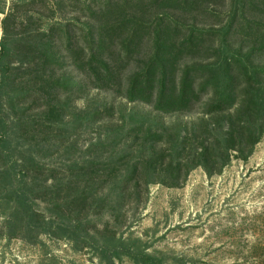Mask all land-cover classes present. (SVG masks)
<instances>
[{
    "label": "trees",
    "instance_id": "1",
    "mask_svg": "<svg viewBox=\"0 0 264 264\" xmlns=\"http://www.w3.org/2000/svg\"><path fill=\"white\" fill-rule=\"evenodd\" d=\"M0 1V198L11 203L9 238L66 235L33 208L41 196L52 198L53 214L65 212L85 230L81 221L104 185L110 193L99 200L120 215L140 184L177 187L196 167L219 173L232 152L246 161L262 138L264 0ZM90 90L163 114L200 113V123L168 134L131 108L126 131L109 128L92 144L97 152L115 149L106 160L74 161L65 176L49 170L41 179L43 158L63 146L70 153L76 130L113 116L112 107L77 109ZM156 144L165 148L150 150ZM108 229L98 248L114 264L120 253Z\"/></svg>",
    "mask_w": 264,
    "mask_h": 264
},
{
    "label": "rangeland",
    "instance_id": "2",
    "mask_svg": "<svg viewBox=\"0 0 264 264\" xmlns=\"http://www.w3.org/2000/svg\"><path fill=\"white\" fill-rule=\"evenodd\" d=\"M76 106L78 110L112 107L113 116L76 130L70 140V153L64 154L63 146L43 158L45 171L41 179L49 170L56 179L65 176L74 161L97 156L98 160H106L115 149L105 147L97 152L92 144L102 140L109 128L120 125L126 131L130 124L123 117L131 108L150 114L154 129L168 134L180 125L200 123L202 115L159 113L150 105L127 103L104 90H90L76 101ZM164 148L165 145L156 144L150 150ZM234 154L219 173L207 176L196 167L177 187L140 184L138 195L129 191L120 215L114 212L112 204L99 200L110 193V186L104 185L81 221L85 230L74 227L65 212L63 215L56 210L53 214L48 210L50 196L35 199L33 208L41 217L44 215L53 227L67 230L62 238L41 233L23 239L22 232L9 238L4 221L11 203L0 198V264H105L98 244L100 232L107 224L106 234L114 235L112 243L120 253L119 258H113L114 264H143L129 253L137 254V259L149 255L153 260L150 264H264V133L246 161ZM54 182V178L49 179L44 185L53 186ZM72 230L77 231L78 239Z\"/></svg>",
    "mask_w": 264,
    "mask_h": 264
},
{
    "label": "built area",
    "instance_id": "3",
    "mask_svg": "<svg viewBox=\"0 0 264 264\" xmlns=\"http://www.w3.org/2000/svg\"><path fill=\"white\" fill-rule=\"evenodd\" d=\"M2 15V14H1ZM1 19V18H0ZM0 33H1V28H0Z\"/></svg>",
    "mask_w": 264,
    "mask_h": 264
},
{
    "label": "crops",
    "instance_id": "4",
    "mask_svg": "<svg viewBox=\"0 0 264 264\" xmlns=\"http://www.w3.org/2000/svg\"><path fill=\"white\" fill-rule=\"evenodd\" d=\"M1 15V14H0Z\"/></svg>",
    "mask_w": 264,
    "mask_h": 264
}]
</instances>
